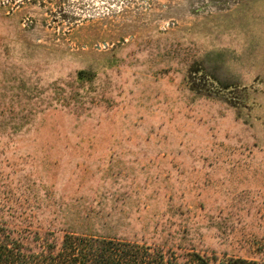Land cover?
<instances>
[{
  "label": "rangeland",
  "instance_id": "rangeland-1",
  "mask_svg": "<svg viewBox=\"0 0 264 264\" xmlns=\"http://www.w3.org/2000/svg\"><path fill=\"white\" fill-rule=\"evenodd\" d=\"M0 220L264 264V0H0Z\"/></svg>",
  "mask_w": 264,
  "mask_h": 264
},
{
  "label": "trees",
  "instance_id": "trees-1",
  "mask_svg": "<svg viewBox=\"0 0 264 264\" xmlns=\"http://www.w3.org/2000/svg\"><path fill=\"white\" fill-rule=\"evenodd\" d=\"M65 232L32 222L0 220V264H170L171 261L154 245Z\"/></svg>",
  "mask_w": 264,
  "mask_h": 264
}]
</instances>
